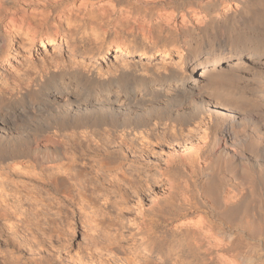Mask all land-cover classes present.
I'll use <instances>...</instances> for the list:
<instances>
[{
    "label": "bare ground",
    "instance_id": "obj_1",
    "mask_svg": "<svg viewBox=\"0 0 264 264\" xmlns=\"http://www.w3.org/2000/svg\"><path fill=\"white\" fill-rule=\"evenodd\" d=\"M73 1L0 0V14L5 15L0 59L10 46L7 35L11 29L32 35L34 41L49 21L56 36L62 19L96 17L94 22L89 19V24L112 37L109 46L119 55L139 51L137 42L126 39L127 34L138 35L151 41L152 48L166 50L171 46L182 52L183 65L180 69L153 70L122 64L98 75L78 67H57V73L45 71L30 87L26 79L21 84L18 81V97L0 91V171H6L8 177L11 172L31 174L59 198L37 199L38 203L63 209L67 216L69 212L70 220L76 218L75 227L87 223L88 229L94 230L95 226L89 225L94 220L86 209L99 196L88 194L79 185L106 184L107 194L112 191L115 195L127 184L136 198H146L153 187L148 178L134 173L132 165L142 157L139 152H145L144 161L149 160L157 154L155 146L162 145L168 152L165 168L176 167L181 175L177 171L179 176L168 180L169 192L163 204L155 201L149 209L152 214H165L168 220L164 219V225L184 219L173 225L172 238L182 252L180 260L173 258V263L184 264L190 257L194 264H264L262 251L257 253L254 247L244 245L241 250L232 231L235 218L243 219L237 215L246 196H254L260 204L264 200V0H200L187 8L176 6L175 0H81L75 8L66 6ZM63 2L68 9L51 10L52 5ZM27 3L38 10L29 11ZM90 4L94 7L88 12ZM164 33L170 34L169 40L157 45ZM47 43L52 45L55 40L49 38ZM31 97L40 99L41 104L19 108ZM29 120L36 123L37 133L27 131ZM159 130L167 136L157 138ZM90 154L101 160L91 163L87 159ZM63 155H68L67 162L56 165L64 160ZM126 162L130 165L124 170ZM41 164L49 166L37 177L30 169L39 170ZM73 168L78 172L72 174ZM114 170L118 173L113 175ZM71 181L81 188L75 195L69 191ZM4 189L0 191V220L8 222L17 214L20 200L12 201L10 191ZM122 195L120 206L129 203ZM254 200L251 202L256 203ZM118 201L110 204L116 210L120 208ZM244 205L241 210L248 213L251 203ZM209 209L218 210L216 218L228 227L213 221ZM251 211L258 214L253 222L261 220L264 227V207ZM144 216L140 214V224L147 225ZM122 220L123 213L117 214L120 228ZM2 225V229L9 226ZM88 238L84 251L90 252L89 258L103 240L117 255L122 254V233L113 239L93 232ZM72 262L93 264L82 259Z\"/></svg>",
    "mask_w": 264,
    "mask_h": 264
},
{
    "label": "rangeland",
    "instance_id": "obj_2",
    "mask_svg": "<svg viewBox=\"0 0 264 264\" xmlns=\"http://www.w3.org/2000/svg\"><path fill=\"white\" fill-rule=\"evenodd\" d=\"M11 1L12 3H15V1L17 3V0ZM198 2H200V0H175L174 4L176 6L179 5L180 7L182 6L183 8H187L192 5L194 6ZM80 3L81 0H74L73 3L66 6L75 8ZM28 4L29 3H27V5ZM65 4L66 3L63 2L61 5H52L51 10L62 7L64 9H68ZM28 7L29 11L38 10L35 9V5H32L31 3ZM93 7L94 6L90 4L86 9L89 12L93 9ZM2 13L5 14L4 11ZM4 16L5 15L2 17V14H0L1 32L3 31V24L5 20ZM85 18L87 19L85 22L84 20L86 19L83 21H79V19L77 21H68L67 18L62 19L60 25H58V34L56 36H54L55 30L51 28L53 22L49 21L46 25L48 28L44 27L43 29H40L36 37L37 39L34 41H32V35L26 34L24 31L11 29L10 33L8 32L7 35V41L10 43V46L6 49L3 58L0 59V91L6 92L7 95L11 94L18 97V81L21 84L24 82H22V80L26 79V85L28 84L29 86H27L30 87L34 84V81L38 77L40 78L43 73L45 74V71L46 73H57L59 69H64L65 67L66 70L78 67L86 72L93 71L98 75L104 74L122 64L131 65L133 67L138 66L137 68L140 66V69L148 67L151 69L153 68V70L168 67L180 69L183 65L184 57L182 52L171 49V46H169L166 50H161L160 47L152 48L151 41L141 38L138 35H133L132 37L127 34L128 36L125 35V37L127 36L126 39L128 41L134 40L135 43L137 42L138 45L136 44V46L139 47V51L130 55H119L116 53L114 47L109 46L108 40L112 39V37H109L108 34L105 33L102 34V29L99 30L98 26L96 27V25L93 26L94 24H89L90 21L94 22L96 17ZM89 19L91 20L89 21ZM87 26L91 27L87 28ZM165 34L166 33L161 35V39L157 45H161L162 42L164 44L165 39L169 40L168 36H170V34H167V36ZM49 38L54 39L55 43L52 45L48 44L47 40ZM141 46H143L144 49L141 48ZM104 54L105 56H103ZM57 64L62 65L59 66ZM57 67L59 69H57ZM33 88L34 91H37L36 87ZM29 103H32L31 105L34 107H38L41 104V100L36 97H31L27 103L21 104L19 108L29 106ZM27 129L29 133H37L36 123L29 120L27 122ZM159 132L162 131L159 130L157 132V138L167 136L166 133ZM200 133L201 131H199V134ZM143 141L145 142V140ZM158 146L156 145L153 150L157 153L156 156L154 155L152 158H148L149 160L144 161L142 157L146 156L145 152H139L138 154H143L142 157H138L140 160H136V162L132 165L134 173H140L142 176L148 178L153 187V193L151 195H148L146 198H140L141 201L138 204L141 206L136 203L140 200V196L136 198L134 192L127 184L122 187V192L116 193L115 195L112 194V191L110 194H107L108 189L106 184L103 186L99 185L98 182L86 183L84 184L85 186L83 184H77L80 187L82 186V188L84 187V190H86L88 194L94 192L95 195L99 196V199L95 201L93 206L86 209L88 216H91V220H94L89 224L90 226H95L94 230H89L87 223L84 224L85 226L78 225L75 227V224L73 223H75L76 218L74 217L70 220V213L68 212L67 216V212L65 213L63 209L59 211L56 206L49 207L45 204H41L40 202L39 204L37 199L51 197L52 199L59 198L55 195V191H53L50 187H45L38 181H34L31 178V174H28L30 175L28 178L26 171L21 172L22 175H19L18 172V174H16V172L15 174L14 172H11L10 174L13 176L9 175L11 177H8L6 171L1 170L0 184L2 185H0V191L3 187H5L4 190L7 189L6 191H10L12 201L15 199L20 200L18 204L19 207L21 206L22 208L20 207L19 209L18 207L17 214L9 219L8 222L0 220V225H2V223L4 225L5 223V226H16L15 228L11 227L12 229L8 226L12 230H10V233L14 232L12 233L14 234L13 236H9L10 233H8V227L6 228V231L3 225V229L0 226V233L3 232L0 238V264H48L49 262H51L50 264H73L72 261L79 259L93 264H145L154 261L158 264H174L172 261L173 258L180 260L179 256L182 255V252L180 251L181 249L179 244L175 243L176 241L172 238V230L175 223H179L184 219H180L177 222L173 221V223L169 225H164L163 222L164 219H166L165 214H158L156 213L157 211H155L154 213L156 214L153 213V216L151 210L149 209L158 202L160 205L163 204L166 194L169 192L170 185L168 184V180L171 178V180H175L173 178H177L179 176L177 171L181 175L180 170L176 167L174 168L173 166H170L169 169L165 168L164 161L168 152L162 145ZM67 157L68 155H63L64 160L57 162L56 165L65 164L67 162ZM87 159L92 161L91 163H97L101 160L100 156L95 154H90ZM175 160H178V158ZM129 165L130 163L126 162L122 169H128ZM48 166L49 165L47 164H41L39 170L30 169V171L32 170L31 173H35L38 177V174L41 175L42 171L47 170ZM78 170V168H73L71 173L75 174L72 171L78 172ZM97 171L101 172L100 170ZM115 173H118V171L114 170L111 172L113 175ZM105 174H109V172L105 171ZM172 174H175V177H173L174 175ZM71 185H73V182L69 186V191L72 193L71 195H75V193H77L76 189L79 190L80 187L77 185L76 187H74L75 185ZM120 195H122L123 198L126 197L129 199V203L127 205L123 204L124 206H120L118 201L120 200ZM155 196L158 199H155ZM253 197L254 196L250 197L249 195L246 196L243 206L239 208L240 213L237 215H241V218L243 219L239 220V217L235 218L232 224V231L236 236V243L241 250H244V246H251L254 247L256 251L258 250L257 253L262 251V255H260L264 256V227L261 224V220H257L256 222H253L252 220L254 219L255 221L257 218L255 216H258L256 212L252 211H255V208H258L259 205L264 207V200L260 204L257 202V199L254 198V200ZM251 198L254 200L253 202L256 201V203H252ZM34 199L36 201H32ZM26 201L29 203L33 202V204L36 203L35 205L37 207L34 208L35 205L32 207L33 204H29L28 202L26 203ZM114 201H118V207L120 208L117 210L110 205L111 202ZM249 201L251 205L248 213L243 212L242 210L244 209V204H250L247 203ZM253 204H258V206L256 205L257 207H255ZM249 211L252 213L250 214ZM18 212H22V214ZM76 212L78 214V218L80 211L77 210ZM207 212L209 213L208 215L210 218L213 217L212 220L218 225H224L225 228L228 227V224H226L227 222H221L217 219L218 210L209 209ZM119 213H123V220L121 222L123 223V227L121 228L116 222V217ZM140 214L141 216L145 215L144 218L147 225L140 224ZM245 214H248L249 217ZM252 214H254L255 218ZM69 220L72 221V223ZM166 220H168V218ZM67 223H69V225ZM256 224L261 225L262 227H259ZM67 225L73 228L70 229ZM93 232L95 235H99L101 233L104 236L109 235L113 239L118 233H122L123 239L119 244L122 254L117 255L114 250L107 247L109 242L103 240V242L101 241V244L95 247L94 252H92V254H95V257L90 256L89 258L88 254L90 252L87 253L88 251H84V249L87 246L86 244L90 242L88 235ZM184 254L186 255L187 253ZM258 257L259 256H257V258ZM183 263L194 264L195 261L191 260L190 257H187Z\"/></svg>",
    "mask_w": 264,
    "mask_h": 264
}]
</instances>
